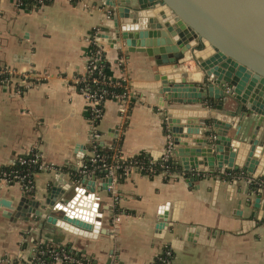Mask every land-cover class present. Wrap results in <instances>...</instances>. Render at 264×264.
Returning a JSON list of instances; mask_svg holds the SVG:
<instances>
[{"label": "crops", "instance_id": "0c3cea01", "mask_svg": "<svg viewBox=\"0 0 264 264\" xmlns=\"http://www.w3.org/2000/svg\"><path fill=\"white\" fill-rule=\"evenodd\" d=\"M111 1L122 0H53L35 8L0 0V64L21 72L49 73L20 94L11 84L0 86V166L11 164L31 149L52 166L34 174L32 198L24 196L19 183H13L0 186V199L11 200L13 205L21 198L42 201L56 179L75 183L61 168L76 167L87 158L88 106L73 79L84 72L93 42L103 48L107 75L127 81L134 99L125 122L118 100L104 102L98 126L102 144L120 141L125 157L147 152L158 158L163 152L168 137V126L165 123L166 133L163 126L167 101L153 90L160 67L155 57L118 50L98 37L91 42L97 33L112 31ZM188 61L192 71L198 69L194 59ZM182 66L177 72L185 71ZM172 107L211 110L200 104L173 103ZM225 107L235 108L229 100ZM233 133L232 128L227 131V135ZM190 171L187 177L173 173L168 179L161 173L132 172L116 182L117 202L107 188L100 189L106 177L87 174L95 180L92 202L103 219L100 229L104 230L96 237L56 230L39 217L27 221L7 218L0 206V255L28 257L36 243L44 242L68 245L92 264H155L162 248L169 246L174 264H264V220L245 201L251 192L252 197L260 195L264 204V193L249 189L247 179H252V174L240 172L243 177L233 181L213 174H221L216 170ZM198 171L207 175L199 177ZM117 209L121 217L112 237L110 217Z\"/></svg>", "mask_w": 264, "mask_h": 264}, {"label": "water", "instance_id": "95a60500", "mask_svg": "<svg viewBox=\"0 0 264 264\" xmlns=\"http://www.w3.org/2000/svg\"><path fill=\"white\" fill-rule=\"evenodd\" d=\"M108 5L112 31L96 36L118 50L155 57L160 67L153 90L167 101L165 123L182 167L239 171L233 181L241 173L252 174L249 189L264 193V0H122ZM185 59L196 61L199 80L177 72ZM228 100L235 108L225 107ZM173 103L211 110L174 109ZM89 177L75 183L58 178L42 201L21 198L13 205L2 198L0 206L7 218L39 217L56 230L96 237L104 229L102 213L92 202L95 180ZM109 182L105 178L100 189ZM245 201L264 220L260 195L250 192Z\"/></svg>", "mask_w": 264, "mask_h": 264}, {"label": "built area", "instance_id": "2783aa9c", "mask_svg": "<svg viewBox=\"0 0 264 264\" xmlns=\"http://www.w3.org/2000/svg\"><path fill=\"white\" fill-rule=\"evenodd\" d=\"M37 4L38 6L43 5L45 3L51 2L53 0H28ZM14 4L17 7H24L23 0H14ZM27 8V7H24ZM98 40L95 35L91 42L94 40ZM93 46L95 49H93ZM104 57L103 48L97 43H92V47L90 49L88 59L86 61L85 70L81 73L80 76H75L73 79V83L76 87V84L82 82L83 84L79 86L77 89L86 99L88 106V123H89V131H88V151L87 158L83 159L78 165L75 167V170L78 172L80 177L90 174V172L104 171L103 177L110 178V182L107 184V190L112 197V200L117 202L119 200V195L115 184L117 182V170L121 167L122 163L119 158H121V154L119 155V150L114 151L112 155L111 161L106 162L105 157L102 153L98 151V145L102 144V133L98 129L99 122L103 115V105L106 101L105 96L109 94L106 89H99L97 91H90V86L88 82H86V78L84 77V73L88 72L90 78L89 81L93 83H99L101 85L105 84L103 80V75L101 74V69L98 68V63ZM97 70V71H95ZM95 71V73H94ZM49 73L38 72L35 73L33 71L21 72L14 70L8 66H4L0 64V86L2 85H13V88L17 94L22 93L26 88L31 85H36L39 81L48 78ZM125 81L124 79H122ZM113 99H116L120 103V116L121 119L125 122L129 112V104L132 97V92L130 89L125 90L123 93H113L111 94ZM108 100V99H107ZM167 143L166 146L158 158H162L166 160L169 156L174 155V146L170 133L167 135ZM114 142H110L108 145L109 148L112 147ZM158 158H153L158 159ZM14 164L21 165L19 169H10L4 170L0 169V186L1 185H10L13 183H19L21 185L23 194L27 198H32L34 193V182L33 177L34 174L52 169V166L46 165L41 160V155L36 149H31L26 153H22L15 157L14 161L7 165L11 166ZM124 175L129 176L132 172L142 173L145 172L147 175L153 174V169L144 168L142 166H138L134 163H128L124 167ZM164 176L166 175L162 172ZM183 177H187L184 172L181 173ZM200 177H205L207 173H196ZM120 213H113L112 217H110V227L109 233L112 237L116 235L118 232V223L120 221ZM35 247L31 250L33 254H35ZM54 261L63 262L64 264H86L83 263L79 258H77L72 253L66 251L65 249L60 250H51L49 251ZM172 251L169 248L165 249V251H161L159 255L156 257L157 260L160 261V264H173ZM16 257L11 256L10 254L0 255V264H13ZM19 258V257H18ZM27 264H42L41 261H27ZM87 264H92L91 261Z\"/></svg>", "mask_w": 264, "mask_h": 264}, {"label": "trees", "instance_id": "16d2710c", "mask_svg": "<svg viewBox=\"0 0 264 264\" xmlns=\"http://www.w3.org/2000/svg\"><path fill=\"white\" fill-rule=\"evenodd\" d=\"M23 4H24V7H27V8L38 7L37 4H34L33 2L28 1V0H23ZM93 49H95L94 46H93ZM107 67H108V62L106 61L105 57H103L101 62L98 63V68L101 69V74L103 75V80L105 81V84L103 85L89 81L90 76L88 72L84 73V77L86 78L85 81L88 82L90 86V91H97L100 88L108 90L109 94L105 96V99L109 100V99H113L111 94L123 93L125 92V90L130 89L129 88L130 86L127 83V81H123L122 79H111L106 73ZM81 75L82 74L80 73L77 76L81 77ZM82 84H83L82 82H79L78 84H76V88L79 89V86H81ZM133 102H134V99H132L129 104L130 109L132 107ZM165 125L166 124L164 121L163 126H164V132L166 133L167 131H166ZM120 146H121L120 141L119 142L114 141L111 148H109L108 145H103V144L98 145V151L103 154V156L105 157V161L107 163L111 161L114 151L119 150V155L121 154V158H119V161L121 160L122 165L117 170V175H118L117 182L123 181V179L126 177V175H124L123 167L129 162L134 163L138 166H142L144 168L153 169L154 171L153 174L149 176H154L156 174H160L164 172L166 174L165 178L168 179L170 174H173V173L181 174L184 172L186 176L190 175L191 173L190 169L189 170L183 169V167L179 163V160L174 155L169 156L166 160H163L162 158H158L154 160L150 156V154L147 152H139L131 157H125L120 152ZM1 168L4 170H10V169L13 170V169L21 168V165H18V164H14L11 166L5 165V166H0V169ZM61 169L63 171L68 172L74 180L80 178V175H78V172L75 170V167L73 165H64ZM96 174L99 176H102L104 175V171H97ZM142 174H145V172H142ZM213 174H216L218 177H221L222 179H225V180H232L233 178L239 176V171L226 170L225 172L221 174H217V173H213ZM115 212L119 213V210L117 209ZM35 246H36L35 254L31 253L30 256L28 257L15 258L13 264H27V261H30V260L37 261V259L38 261H41L42 264H52L54 260L52 256L50 255L49 251L60 250V249H65L66 251L72 253L77 258H79L81 261H83V263H86V264L88 263V260L85 256L77 253L68 245L39 242V243H36ZM167 248H169V246L163 247L162 252L165 251V249ZM172 257H173V254H172ZM155 264H160V261L155 259Z\"/></svg>", "mask_w": 264, "mask_h": 264}, {"label": "bare ground", "instance_id": "6f19581e", "mask_svg": "<svg viewBox=\"0 0 264 264\" xmlns=\"http://www.w3.org/2000/svg\"><path fill=\"white\" fill-rule=\"evenodd\" d=\"M186 61H188V59L186 60ZM190 65H192L191 63H189V66ZM182 68H184V65L182 66ZM188 72V71H187ZM190 73V76L194 79V80H199L200 78V76H199V73L198 72H196V71H190L189 72Z\"/></svg>", "mask_w": 264, "mask_h": 264}, {"label": "rangeland", "instance_id": "374dc122", "mask_svg": "<svg viewBox=\"0 0 264 264\" xmlns=\"http://www.w3.org/2000/svg\"><path fill=\"white\" fill-rule=\"evenodd\" d=\"M187 59H185V61H186ZM189 60V59H188ZM189 61H186V63L184 64V70L185 71H192V68H193V66H189ZM192 67V68H191Z\"/></svg>", "mask_w": 264, "mask_h": 264}]
</instances>
